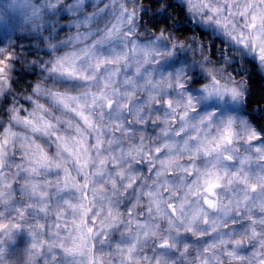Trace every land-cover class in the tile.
I'll use <instances>...</instances> for the list:
<instances>
[{
	"label": "clouds",
	"instance_id": "obj_1",
	"mask_svg": "<svg viewBox=\"0 0 264 264\" xmlns=\"http://www.w3.org/2000/svg\"><path fill=\"white\" fill-rule=\"evenodd\" d=\"M0 264H264V0H0Z\"/></svg>",
	"mask_w": 264,
	"mask_h": 264
}]
</instances>
